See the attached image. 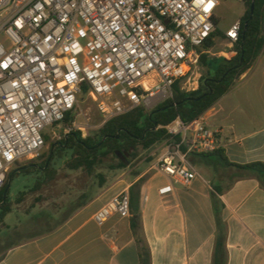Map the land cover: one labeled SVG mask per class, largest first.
I'll list each match as a JSON object with an SVG mask.
<instances>
[{"label": "built area", "instance_id": "built-area-1", "mask_svg": "<svg viewBox=\"0 0 264 264\" xmlns=\"http://www.w3.org/2000/svg\"><path fill=\"white\" fill-rule=\"evenodd\" d=\"M217 6V0H0V189L20 162L41 155L44 129L73 112L81 95L105 124L171 98L178 81L181 91L196 90ZM240 29L236 21L225 31L230 44ZM166 130L168 148L156 170L169 183L160 196L197 177L190 154H213L221 144V130L203 115L176 119ZM113 214L129 216L128 192L107 201L93 221L102 226Z\"/></svg>", "mask_w": 264, "mask_h": 264}, {"label": "crops", "instance_id": "crops-1", "mask_svg": "<svg viewBox=\"0 0 264 264\" xmlns=\"http://www.w3.org/2000/svg\"><path fill=\"white\" fill-rule=\"evenodd\" d=\"M227 55L233 57L231 51ZM203 118L221 130L222 157L190 154L187 160L197 177L188 186L158 194L169 183L156 170L168 148L167 141L159 143L152 147L151 164L109 170L100 188L89 185L94 198L64 214L68 218L51 231L1 245L0 264H140L137 237L149 250L150 264H212L217 219L226 264H264V178L222 160L238 166L264 164V49ZM124 191L129 216L113 214L96 225L95 212ZM132 218H138L136 233Z\"/></svg>", "mask_w": 264, "mask_h": 264}, {"label": "trees", "instance_id": "trees-1", "mask_svg": "<svg viewBox=\"0 0 264 264\" xmlns=\"http://www.w3.org/2000/svg\"><path fill=\"white\" fill-rule=\"evenodd\" d=\"M244 7V13L240 18L241 29L237 42L233 43L230 64H223V58H209L207 51L214 46L216 38L226 40L225 35L217 31L216 21L213 19L214 31L205 41L199 57V66L204 69L198 78V87L194 91H181V82H176L172 87V97L159 103L150 111H146L143 106H138L124 114L107 121L99 129L97 136L82 138L78 131H73L66 136L59 144V149L70 151V157L64 165L71 171L84 169L91 173L99 165H103L105 160L112 158L116 163L107 164L109 170L124 169L129 166L132 160L138 156V149L148 150L151 147L167 141L169 135L166 127L176 119L188 123L195 118L202 116L218 99L228 93L236 84L240 76L250 69L264 49V0H240ZM254 4L252 18L250 16V6ZM247 28L245 30V24ZM204 51V52H202ZM87 89V87H84ZM175 104V106H171ZM72 112L66 114L62 123L71 126ZM61 123V122H60ZM178 140V138H176ZM48 138L44 137L47 143ZM221 156L217 150L209 156ZM54 151L50 150L40 164L20 165L18 164L7 176L5 185L0 189V223L3 222L6 214L11 211V202L7 200V186L12 176L18 173H29L36 171L42 176L36 180L33 188L37 189L49 183L56 174L52 167ZM207 156V155H203ZM41 157V156H40ZM48 165H46L49 159ZM227 166H233L241 170L258 172L264 178V164H250L238 166L230 164L226 158H222ZM35 163V162H33ZM99 180L98 188L101 187L102 175H97ZM90 190V189H89ZM92 191L82 196L81 202L75 206V211L94 198ZM130 201V199H129ZM70 215V214H69ZM68 218L64 215L53 226H48L43 233L51 231L57 225L63 223ZM219 233L216 239L212 264H226V251L224 236L220 230L222 223L217 219ZM131 227L134 233L139 227L138 218L131 219ZM139 245L140 264H150V253L142 238L137 237Z\"/></svg>", "mask_w": 264, "mask_h": 264}, {"label": "rangeland", "instance_id": "rangeland-1", "mask_svg": "<svg viewBox=\"0 0 264 264\" xmlns=\"http://www.w3.org/2000/svg\"><path fill=\"white\" fill-rule=\"evenodd\" d=\"M217 2L214 20L217 31L224 34L233 22L240 20L245 7L240 0H217ZM229 44L227 40L216 38L214 46L208 53L209 58L228 56L233 48V44L230 48ZM202 72L204 69L198 65V78ZM158 104H150L144 108L150 111ZM102 126L103 119L95 104L81 95L72 112L71 126L61 122L44 129L43 138H48V141L44 144L41 157L23 160L19 164L27 165L30 162L40 164L46 154L53 150L52 167L55 168L56 174L49 183L37 189L33 188L34 183L42 175L36 171L18 173L11 177L6 192L7 200L11 202V211L0 223V246L21 241L42 232L48 226H53L64 214L81 202L89 185L99 182L97 175L103 176L109 171L107 164L116 163L112 158H108L103 165H99L91 173L84 169L71 171L64 165L70 157V151L58 148L62 140L73 131H78L82 138L95 137ZM139 163L145 165L152 163V147L148 150L138 149L137 158L130 162L128 168H133Z\"/></svg>", "mask_w": 264, "mask_h": 264}, {"label": "water", "instance_id": "water-1", "mask_svg": "<svg viewBox=\"0 0 264 264\" xmlns=\"http://www.w3.org/2000/svg\"><path fill=\"white\" fill-rule=\"evenodd\" d=\"M253 11H254V4L252 3L251 6H250V16H249V19L252 18ZM246 28H247V23L245 24V30H246ZM222 63H223V64H230V63H231V59H230V57H225V58L223 59ZM171 106H175V104H172ZM49 160H50V157H49V159L47 160L46 165H48ZM7 187H8V186H7ZM5 193H6V192H5Z\"/></svg>", "mask_w": 264, "mask_h": 264}]
</instances>
